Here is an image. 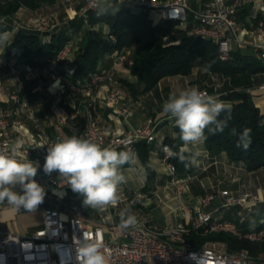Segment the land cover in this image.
Wrapping results in <instances>:
<instances>
[{
    "label": "built area",
    "instance_id": "1",
    "mask_svg": "<svg viewBox=\"0 0 264 264\" xmlns=\"http://www.w3.org/2000/svg\"><path fill=\"white\" fill-rule=\"evenodd\" d=\"M70 5V11L78 17L86 18L90 11L99 12L97 0H64ZM192 0H104L106 4H119L128 8L159 11L163 20L176 21L187 27L193 18L192 27L188 34L209 39L219 47L220 57L230 58L232 51L244 40L245 30L237 19L238 7L230 0H205L193 9ZM75 5V6H74ZM78 6V8H76ZM40 33H53L56 28L54 17L41 16L36 23ZM19 27L13 25L10 34ZM110 40L116 41V36L107 32ZM258 55L264 60V21L254 30L251 42ZM75 48L73 38L65 40L62 48L54 56L47 58L44 71L34 66L24 69L20 65V54H9L0 51V66L18 77L15 88L10 93V99L15 106L0 107V150L9 151L14 145L11 133L14 127H23L22 117L11 119L17 109H28V117L34 127L40 130L44 143L43 148H35L30 144L20 147L17 159L30 160L32 156L39 158L38 175L42 183L56 184L59 173L53 171L45 174L43 165L47 155V147L64 135L56 130L49 133L42 127V119L28 108V84L46 73L52 84H58L59 89L74 96H84L78 106H74L68 115L57 116V126L62 127L75 123L83 116L84 124L78 136L91 138L102 147L115 150L133 147L139 141L152 143L156 139L158 123L150 118L137 128L128 129L122 133H112L100 127L97 118L100 109L99 87L108 86L105 104L123 117H130L134 111L123 99V83L113 72L97 70L90 74L84 82H76L71 78L72 73H63L62 65L70 61ZM114 64L124 65L130 57L126 46L111 54ZM201 91L216 98L206 89ZM252 92L251 88H247ZM167 146L174 152L169 143H163L160 157L167 167L171 181L176 185V195L183 198L187 181L177 177L178 169L174 157L163 149ZM41 162V163H40ZM120 202L127 205L136 204L142 198L139 193H125L117 190ZM264 203V186L257 191L234 193L227 189L205 191L199 199V207L190 221L170 224L163 228L148 225L144 220H138L136 228L121 229L119 220L109 221L108 226L92 223L84 217L77 205L70 206L73 213L65 214L58 206H49L44 210L42 226L29 235H20L0 229V264H77L76 245L87 234L93 240H99L105 254L110 257V264H264V256L254 255L243 248L230 251L224 244L206 241L195 245L189 237L194 234L202 236L213 232H225L238 238H246L254 242L264 241V222L258 227L243 228L236 221L226 218L225 214L234 208L241 212L251 213L255 206ZM117 205V206H118ZM185 208V205H182Z\"/></svg>",
    "mask_w": 264,
    "mask_h": 264
},
{
    "label": "crops",
    "instance_id": "2",
    "mask_svg": "<svg viewBox=\"0 0 264 264\" xmlns=\"http://www.w3.org/2000/svg\"><path fill=\"white\" fill-rule=\"evenodd\" d=\"M203 1L205 0H192V8L197 9L200 2ZM245 2H247L245 3L246 5H250L249 14L243 19L240 15L243 9L242 7L238 9L237 13L238 22L245 30L244 34H242L244 42L236 48L241 49L245 55L258 56L251 42L254 36L255 29H253V25L256 23V17L261 14L263 16L262 21H264V0H246ZM23 9L28 8L22 7L20 10ZM151 14L153 18L154 16H158L162 20L159 11H152ZM191 21L193 23V20ZM23 28L36 30V27ZM105 30L107 32L110 30L108 25ZM6 33H8V41L5 44H0V51L6 54L12 52L20 54L21 49L13 45V37L15 34L10 38V30L6 31ZM51 34L45 33V39L49 40ZM47 58H42V63L37 65L27 63L21 58L20 65L23 69L27 66H34L44 71ZM193 69L190 74L186 75H167L151 90L137 95L133 94L129 87L123 84V99L131 105L134 111V114L130 117L117 115L112 107L105 104L104 98L108 89L106 84H102L98 89L100 109L97 121L104 130L112 133H122L128 129L139 127L150 118L158 123L156 139L152 143L147 142L151 146L149 162L147 164L141 160L135 146L117 150H130L134 154V163L126 164L122 168L126 181L118 187V190L127 194H141L142 198L138 199L136 204L127 205L126 203H121L115 207L110 206L104 211L86 208L83 205V197L72 192L67 185L63 186L65 182L60 177L56 184L42 183L37 170V175L34 179L46 190L44 202L38 206V215L33 216L31 211L23 208L18 211L13 210L6 203L0 204V229L20 235H29L42 226L46 207L58 206L65 214H71L73 212L70 206L74 204L84 213V217L87 220L92 221V223L98 221L97 223L104 227L108 226L109 221L119 220L118 214L121 209L130 208L136 215L137 220H144L148 225L163 228L178 221H190L195 215L196 209L199 207L201 195L206 190L227 189L234 193H240L243 191H257L263 187L264 167L256 170H248L243 162L232 161L226 152L211 153L207 149L205 141H203L199 144L189 145L192 152L199 151L200 155L197 157L199 163L198 165L189 164L183 170H178L177 177L180 180H186L187 187L184 197H177L176 185L171 181L168 169L161 160L160 149L163 143H169L168 140L178 142L180 135L174 118H171L169 114H165L162 106L171 94H178L180 91L192 87L199 89L198 85L202 82L207 84L213 83V79L216 77L214 74L205 72L199 66H195ZM99 70L113 72L121 81L122 79H127L133 83L137 82L136 77L130 72L128 62L124 65L115 66L110 54L103 58ZM73 71L74 68L71 65V61L62 65L63 73H73ZM221 77L224 79L223 83L226 85L225 88H208L209 92L215 95L216 98L220 94L233 89L229 78ZM17 79L18 77L10 73L7 68L0 66V107L10 108L15 106L10 99V93L15 88ZM253 79L254 85L251 88L253 99L257 105L263 106L264 72L255 74ZM84 98L82 95L74 96L68 92H63L59 89L58 84H52V80L46 73L28 84V108L33 110L42 119V127L46 131L54 133L58 130L65 138L73 134L78 135L80 128L84 124L83 116H80L75 123H69L62 127L57 126V116L60 114L68 115L69 111L74 106H78ZM17 111L12 114L11 119L22 117L24 126L13 128L11 133L13 144L15 145L17 141H21V146L30 144L35 148H43L44 143L40 130L34 127L28 117V109H17ZM160 129H162L161 134L158 133ZM179 147H183V141ZM31 161L39 164V158L35 155L32 156ZM151 173H153V178H150ZM183 204L185 208H182ZM225 217L236 221L243 228L258 227L264 222V203L256 205L251 213L241 212L240 208H234L228 211ZM209 241L224 244L228 249L226 241ZM261 255L264 256V254Z\"/></svg>",
    "mask_w": 264,
    "mask_h": 264
},
{
    "label": "trees",
    "instance_id": "3",
    "mask_svg": "<svg viewBox=\"0 0 264 264\" xmlns=\"http://www.w3.org/2000/svg\"><path fill=\"white\" fill-rule=\"evenodd\" d=\"M57 1L0 0V33L13 28L12 17L21 7L37 9ZM107 5L110 8L106 14L90 11L89 22L92 26L99 22L106 23L110 32L116 36V41L110 40L101 30L85 29L84 20L75 18L68 24L58 25L49 40L45 39V33L20 27L13 37V45L21 49L20 58L37 65L42 63V58L56 55L73 32L84 31L76 57L71 62L74 68L71 78L76 82L86 81L92 72L99 70L106 55L126 46L130 50V72L137 82L127 79H122V82L135 95L151 90L167 75L190 74L195 66L207 73L227 77L233 89L219 98L226 101L231 109L230 113L223 112L219 117L221 120L227 119V126L223 131L215 133L206 129L205 145L213 154L226 152L232 161L243 162L248 170L264 167V105H257L253 93L247 91V88L254 85L253 76L264 72V60L259 55H245L239 48H235L230 58L224 60L215 42L188 34L192 21L187 27L170 20L157 22L149 10H133L116 3ZM249 8L247 4L240 12L243 19L249 14ZM190 17L192 20V14ZM261 18L263 16L259 14L255 22ZM245 128L251 130V143L247 150L237 147L239 134ZM233 129L236 135L232 134ZM177 130L180 132L178 127ZM168 142L174 152L179 151L181 139ZM135 147L141 160L147 164L150 144L142 140ZM174 162L178 170L189 165L188 162L181 163L177 157H174ZM150 178H153V173ZM189 240L195 245L204 244L208 240H223L230 251L246 248L254 255L264 254V241L254 242L225 232H213L205 236L193 233Z\"/></svg>",
    "mask_w": 264,
    "mask_h": 264
},
{
    "label": "clouds",
    "instance_id": "4",
    "mask_svg": "<svg viewBox=\"0 0 264 264\" xmlns=\"http://www.w3.org/2000/svg\"><path fill=\"white\" fill-rule=\"evenodd\" d=\"M109 8L104 0H97V9L101 14H106ZM7 41L8 33H0V44ZM162 108L165 114L174 118L183 141V147L178 152L171 151L167 146L163 150L177 157L181 163L188 162L191 165H198L200 153L192 152L189 145L206 140V129L212 133L223 131L227 119L221 120L219 117L221 113L231 111L224 101L197 87L169 95ZM250 133L251 130L245 128L239 134L237 147L247 150L251 143ZM232 134H237L235 129ZM21 144V141H17L9 151L0 150V204L6 203L17 211L21 208L36 211L44 202L46 190L34 179L37 165L30 160L17 159ZM132 163L134 154L130 150L117 151L102 147L91 138L73 134L47 147L43 171L48 175L53 171L58 172L60 179L65 182L63 186L67 185L72 192L82 196L86 208L104 211L120 202L117 190L126 181L122 168ZM118 215L121 229L138 226L137 217L130 208L121 209ZM75 259L77 264H109L110 257L105 254L99 240L84 234L76 245Z\"/></svg>",
    "mask_w": 264,
    "mask_h": 264
},
{
    "label": "rangeland",
    "instance_id": "5",
    "mask_svg": "<svg viewBox=\"0 0 264 264\" xmlns=\"http://www.w3.org/2000/svg\"><path fill=\"white\" fill-rule=\"evenodd\" d=\"M245 1L244 0H230V2L235 3L237 5L238 9H241V7L244 8V6L246 5L245 3H247ZM249 1H255V0H249ZM192 3L193 2L191 1V4ZM76 8H78V6ZM20 9L12 17V25H14L16 27H28V28L29 27H35L36 23H37V19L40 18L43 15H50V16L54 17L55 22H56V28L60 24H68L70 22V20H72V19H75V18H79L80 19V17H78L77 14H74V12H73L74 10L70 11V5L67 4L64 0H58L54 4H45L44 6L39 7L37 9H30V8L25 9V10L24 9L20 10ZM133 10H135V8ZM91 12H94V11H91ZM91 12L88 13L86 18L81 17V19L84 20V28L85 29L93 28V29H97L99 31L101 30L106 35L107 34V31L105 30L107 28V24L106 23L99 22V23H96L95 25L92 26V24L89 22L90 13ZM95 13H97V12H95ZM154 20L157 21V22L161 21V19L158 16H154ZM261 21H262V18L259 21H256V23L253 25V29H256ZM14 34H15V32L11 33L10 34V38H12V36ZM83 35H84V31H80V32H77V33H74V32L72 33L71 37L73 38V40L75 42V48H74L72 57L70 58L71 62L76 57V52H77V50L80 47V41H81ZM192 70H194V69H192ZM214 75L216 77L213 79V83L212 84H207L205 82H202V83H200V85H198L199 89L207 88L206 90L209 91L208 90L209 87H213V88L217 87L218 89L225 88L226 85L223 83L224 79H223V77H221L222 75H220V74H214ZM224 94L225 93L220 94L218 96V98L221 97ZM158 133L161 134L162 133V129H160ZM206 191H209V190H206ZM38 211H39V209L37 208L36 211H31V213L33 214V216H37L38 215ZM157 211H161V210H157ZM42 217H43V215H42Z\"/></svg>",
    "mask_w": 264,
    "mask_h": 264
}]
</instances>
